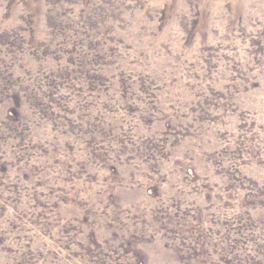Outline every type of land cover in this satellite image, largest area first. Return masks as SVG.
Masks as SVG:
<instances>
[{"label": "rangeland", "instance_id": "obj_1", "mask_svg": "<svg viewBox=\"0 0 264 264\" xmlns=\"http://www.w3.org/2000/svg\"><path fill=\"white\" fill-rule=\"evenodd\" d=\"M0 264H264V0H0Z\"/></svg>", "mask_w": 264, "mask_h": 264}]
</instances>
